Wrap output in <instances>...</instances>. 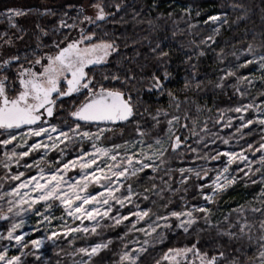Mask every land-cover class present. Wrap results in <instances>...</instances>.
<instances>
[{"label":"snow or ice","instance_id":"6c2138e0","mask_svg":"<svg viewBox=\"0 0 264 264\" xmlns=\"http://www.w3.org/2000/svg\"><path fill=\"white\" fill-rule=\"evenodd\" d=\"M87 7L92 10V14H85L84 4L78 7L68 4L67 9L59 13V15L54 8L47 5L43 6L42 11L36 9L35 11L41 16L57 18L51 28L52 33H59L63 29L74 30L79 27V38H72L70 31L64 33L63 40H53L51 45H44L50 48L49 52L41 55L33 52V58L26 59L27 67L24 63L20 62L18 55H8L7 58L0 57V130L7 134L5 138L0 139V145L7 146L16 141L18 136L27 145V150L25 151H20L19 153L13 151L11 153L12 157H27L30 152L38 149H44L46 155L47 151L58 148L59 144H64L65 141L68 142L65 144V148L70 144H75L76 137H79L81 142L84 140L92 142L91 152L81 148V153L76 155L74 159L67 162L60 161L54 170L50 169L48 171L46 179L42 176L43 182L32 176L26 182H21L11 188L10 192L0 195V200H4L5 196L10 197L6 201V209L0 206V220L10 221L6 234L0 232V241L5 239L9 241V244L0 246V264H24L21 255L8 254L10 247L19 245L20 247L17 250L25 256L29 253L23 252V249L27 248L29 244L36 249L40 248L43 238L25 241V233L17 234V229L22 228L24 225L22 214H26L28 209H31L34 204L40 201H44L46 206H50L48 205L50 200H58L65 206L67 215L76 219L83 217L89 221H95L97 216L101 218L108 217L115 220L116 225H119L122 220H128V216H119L117 219L115 216L109 215L113 211V204L110 202L123 207L125 201L132 203V196L137 195L133 193L130 184L127 185V195L124 193L117 195L116 193L123 186L120 178L137 176L138 173L145 172L146 169H151L154 173L157 172L159 166L153 162L155 159H159L160 163L163 164V158L169 148L175 152L182 144H187L189 137L184 136L183 140H181V136L177 134V126L181 129H189L192 136L197 135L194 130L195 121H192V128H189L188 121L190 117L187 111L183 113L184 123H180V115L162 112L160 109H157L154 115L149 112L147 107H144L143 112L139 111L140 89H137V83H140L143 86V90L148 93L155 92L162 95L166 92L171 105L177 112L180 111L183 103L188 102L187 95H185L182 101L173 90L167 89L165 86V81L170 77V73L167 70L169 52L160 43H156L155 46L149 45V52L145 56V60L147 61L151 57L155 61V64L153 65V70L147 74H145V69L148 65H140L139 79L137 74L132 73L131 70L123 77L116 74L104 75L102 80H97L94 74H90V72L94 71L95 66L103 64L112 53H116L119 46L115 39H94L96 37L95 30L89 31L86 35L85 29L81 25L87 23L99 27L100 22L107 21L110 17L112 18V22L115 23V17L123 9V0H87ZM232 7L240 9L245 15L251 10L250 7H246L242 3L233 4ZM72 9L76 12L74 16L69 15V10ZM31 11L33 10L14 7L6 9L9 24L19 33L16 35L17 40L24 38L26 29L19 27L15 23V18L26 16ZM182 11L190 13L189 8L182 9ZM0 15H4V13H0ZM136 15L139 16V13ZM167 15L171 17L173 13L168 12ZM197 15H199V12ZM243 18L244 16L238 17V19ZM69 20L72 22L68 23ZM208 21H221V16H208L205 23ZM221 22L227 24L228 20L225 17ZM147 23L149 26H152V20H148ZM219 30V26H217L213 29V33L217 34ZM33 35H35L38 41L37 48H40L41 37L48 36L49 29L37 23ZM5 36H8L7 32L0 33V40H3L4 44L11 46V36H8L6 40L4 39ZM172 36L175 38L177 31H173ZM191 43L196 47L194 54L197 57H203L206 55L205 49L215 43V38L214 35H208L201 39L199 43L196 41H192ZM200 45H204L205 48H200ZM243 51L250 58H245L243 63L236 64L235 66L226 65L222 67L220 69L222 74L215 82V88L223 90L230 86L235 92L243 96L245 93L241 85L247 84L253 86L256 79L264 81V32L260 34V41L258 43H256V35L254 34L252 40L247 43V47ZM227 55L224 49L221 48L216 53V58L223 64ZM231 55L239 60L235 52H232ZM191 59L192 57H188L189 61ZM249 66H253V70L248 75L238 74L240 68H247ZM161 71L162 75L158 74ZM257 72L260 73L259 77L255 75ZM233 79L235 82L229 85V80ZM105 81L119 82L120 87H109L105 84ZM145 81H147L146 84H144ZM200 86L201 82H197L196 87L199 89ZM189 89L190 83L185 81L184 90L187 91ZM261 95L264 96V93H261ZM80 97H83V99H80ZM62 98H69L73 101L71 104L72 110L69 112V115L74 119L71 125H66L67 131L58 129L55 124H51L47 120L48 117L54 116V110L57 108V105L60 106L61 110L63 109L65 101ZM261 103L264 105V100ZM252 107H254L253 104L242 105L237 107L235 111H248ZM197 111H199V106H197ZM145 113L149 115L152 121L151 128L141 126L137 120L138 116L143 117ZM161 115L166 118L167 128L164 131L166 132L168 148L164 147L165 139L160 136L152 137L151 142H148L146 139L151 136L153 128H159ZM134 121L135 139L131 141L125 140L123 144L113 143L110 146H101L97 143L104 136L105 132L112 130L108 127L109 124H115V122L133 124ZM258 123L264 126V117L258 118ZM45 124L48 127H45ZM251 124H253V120L248 119L246 123H241L240 128ZM93 126L96 128L95 133L84 130ZM24 129H27L26 133H23ZM53 133L56 134L55 137ZM42 135L47 138L48 143H42L40 140L31 144L27 143L26 136L41 137ZM224 143H227V141H224ZM136 145H140V147L132 151L131 149H135ZM145 149H147V152H145ZM248 149L252 150L253 145L248 144ZM121 150L124 152L123 155H121ZM189 150L193 153L197 152L195 148H189ZM255 151L262 153L258 161L249 159L243 151L240 154L228 151L223 153L216 152L215 155L210 156L205 154L204 157H197L217 160L223 155L228 158L223 163V167L216 170V176L211 180V185L200 183L197 187L201 190L200 194L203 200L207 203H212L216 195L229 184L235 183L238 179L247 178L246 184L258 186L259 191L253 195L252 200L247 202L250 205L248 209L244 205H239L233 211L239 213H245L246 211L258 213L261 217L258 222L249 221L247 215H244L242 218H238L235 223L229 222L227 228H222L219 222L216 225L212 224L210 209L208 207L192 205L191 209L186 211H170L168 215H156V221L148 224V230L142 227L136 228V223L144 220L145 217H149L151 209L130 212L129 215L135 216L137 220L132 221V227L128 229L129 232H142L148 237L156 233L154 237L155 242L163 243L164 232H157V229H182L183 233L190 234V229H193L197 225L199 219L194 213H202L205 225L208 228L215 227L218 235L227 236L230 241H246L248 247L254 246L255 250L252 255L245 254L244 258H241L239 255H233L229 259L225 251L219 246L211 250L204 249L198 246L200 241L197 239L190 246L180 248L169 247L166 252H163L161 258L155 261V264H161L162 260L168 261L170 264H180L177 257H181L185 264H264V137H261V143ZM59 152L61 155H64V148H60ZM41 159H43V156H41ZM236 161H239L244 166L241 168L238 164L235 170L242 173V177H238L230 172V166ZM253 164L256 166L253 167ZM77 165L80 172L77 173L76 178L69 177L65 179L68 170L76 168ZM25 167H28V165H25ZM105 169H107V172ZM178 171L180 173V181L178 183L184 185L191 179V176L188 174H192L198 180H202L204 177H208L209 172V170L203 168L191 167L187 169L180 168ZM201 173H203V176ZM145 174L147 175V173ZM23 175L24 173L21 172L18 175L12 176L11 179L19 180ZM254 177H258V179ZM90 184L99 185L101 190L96 191L94 194L87 191ZM164 184L167 185L168 182L164 181ZM209 186H211V192L203 191ZM157 187L158 185L152 183L151 189L146 188L144 191L149 192L155 190ZM21 189L36 192L34 197H29L30 203L24 199V197L28 196V191H24L21 195ZM163 190L161 188V191ZM175 191H178V189ZM16 197H19V199ZM143 199L147 200L149 197L144 195ZM22 204H27L28 209L21 207ZM86 205L88 207H85ZM101 207L104 209L103 212L100 210ZM136 207L138 208L139 206L136 205ZM36 215L39 216L41 213L36 212ZM117 215H119L118 212ZM17 217L21 218L17 219ZM170 218H175L177 222L173 223ZM43 219L47 221L48 216L45 215ZM225 220L228 221V217H225ZM157 221H164V223L161 225ZM97 226H99L98 223ZM33 231H37V229H33ZM66 231L69 233L78 232L81 229L68 228ZM83 231L87 233L89 229L85 227ZM91 231L95 233L96 227H93ZM200 231H205V228H200ZM58 235L59 233L52 232L48 239ZM126 235L127 233H125ZM118 239L121 242L124 241V237H118ZM13 241L15 244L12 243ZM112 243L111 239L106 242L94 243L89 247L76 249L73 254L82 255L79 264H95L93 257L97 256L102 249H108ZM132 243L138 244L139 241L133 240ZM148 243L149 241L145 239L143 244L135 248H129L128 244L124 243L121 251L117 254L118 260L116 264H141V256L147 251V248L143 245H147ZM243 251V243L234 249L236 253ZM189 254L192 257L191 260H189ZM37 259H39L38 256Z\"/></svg>","mask_w":264,"mask_h":264},{"label":"trees","instance_id":"16d2710c","mask_svg":"<svg viewBox=\"0 0 264 264\" xmlns=\"http://www.w3.org/2000/svg\"><path fill=\"white\" fill-rule=\"evenodd\" d=\"M240 3L251 9L246 15L240 9L232 7L233 4ZM68 4L74 6L72 2L61 4L60 0H0V13H4V15H0V33L7 32L8 36L12 38V43L21 45L15 51V55L20 57L21 63L27 65L26 59H32L33 52L37 55L49 52L50 48L44 45H51L53 40H63L66 32L70 31L72 38L78 35L77 29L76 31L75 29H63L59 33H52L51 28L57 18L41 16L35 11L36 9L42 11L43 6L47 5L54 8L59 15L67 9ZM154 4L155 6H153ZM8 7L33 10L26 16L15 18V23L26 29L22 40L16 39V35L19 33L9 24L6 14ZM185 8H189L190 13L183 12L182 9ZM168 12H172L173 16L169 17ZM198 12L199 15H197ZM137 13H139V16L136 15ZM69 15H76L75 10H69ZM211 15H220L221 21L226 17L228 23L223 24L221 21H208L205 23L207 17ZM240 16H244V18L238 19ZM115 20L116 22L113 23L110 17L107 21L100 22L99 27L89 24L81 25L85 29L86 35L89 31L95 30L96 37L94 39H115L119 46L116 53H112L103 64L95 66L94 71L90 74H94L97 80H102L104 75L116 74L123 77L131 70L132 73L137 74L139 79L140 65H148L145 69V74H147L153 70L155 64L151 57L147 61L145 60V56L149 52V45L155 46L156 43H160L169 52L167 70L170 77L165 81V86L167 89L173 90L182 101L187 95L188 102L183 103L180 111L177 112L171 105L166 92L162 95L155 92L148 93L143 90L140 83H137L136 87L140 89L139 111L143 112L144 107H147L149 112L154 115L156 110L160 109L162 112L180 115V123L185 122L183 113L187 111L190 117L188 121L189 128H192V121H195L194 129H198V132L203 134L202 138L206 141H203L202 138V140L200 138H198L199 140L197 138L190 140L191 137L186 145L180 146L175 152L169 148L163 158V164L157 159L155 163L159 166L157 172L154 173L151 169H146L145 172L138 173L137 176L129 177L123 184V190L130 184L132 191L137 195H134L132 203L121 210L115 207L111 214H116L118 211L121 215H127L130 212H135L136 206L134 205H138L139 209L150 208L151 218H156V215H168L170 211H186L191 209L192 205H196L197 207H208L212 224L216 225L219 222L222 228H227L229 222L235 223L238 218H242L244 215H247L249 221L258 222L261 218L258 213L233 211L239 205H244L248 209L250 205L247 202L252 200L253 195L259 191L258 186L246 184L247 178L238 179L235 183L229 184L216 195L212 203H206L203 200L200 194L201 190L197 185L211 181L216 174V170L223 167L225 157L221 155L219 159L213 160L208 164L211 168L204 165L206 159L197 157H204L205 154L215 155L216 152L229 148L234 151H243L250 156V159L257 160L254 156L256 158L259 156V152H256L255 149L259 147L261 137H264V126L255 120L253 108L264 100V96L261 95V93H264V81H258L253 86L241 85L245 93L243 96L235 92L230 86L221 90L215 88L214 84L222 74L220 71L222 67L226 65L235 66L243 63L245 58H250L243 49L247 47V43L252 40L254 34L256 35V43H258L260 34L264 32V0H123V9L115 17ZM148 20H152V26H149ZM71 22V20L68 21V23ZM37 23L49 29V35L41 37L40 48H37L38 41L33 35ZM217 26L220 29L219 33L214 34L213 29ZM173 31H177L175 38L172 36ZM208 35H214L215 43L205 49V56L197 57L194 54L196 47L191 42L196 41L199 43L201 39ZM8 36H5L4 39H8ZM0 43H4L3 40H0ZM24 44L27 45L24 47ZM200 48L204 49L205 46L200 45ZM221 48L228 54L223 64L216 58V53ZM232 52L237 54L239 60L231 55ZM188 57H192L191 61L188 60ZM13 67L15 68V66ZM252 70L253 66L240 68L238 74L248 75ZM158 74L162 75V71ZM185 81L190 83V89L187 91L184 90ZM197 82H201L199 89L196 87ZM234 82V79L229 80V85ZM146 83L147 81L144 82V84ZM105 84L109 87H120L119 82L116 81H105ZM133 94L135 96V92ZM69 103L62 110L61 108L58 109V113L50 122L55 124L58 129L67 130L66 125L72 124L73 119L69 115L72 108ZM248 104H253L254 107L248 109V111H243V115L240 116L243 119L239 120L240 114H237L235 109ZM197 106H199V111H197ZM68 108V114L65 115V109ZM231 117L235 120L231 122L229 127L224 126L223 120L226 121L227 118ZM160 119L159 128H153L151 136L146 138L148 142H151L152 137L160 136L164 138L166 136L164 131L167 128L166 118L161 115ZM248 119H252L253 124L240 128L241 123H246ZM55 120H58V122H54ZM137 120L141 126L151 128L152 121L147 113L143 117L138 116ZM205 125V131H202V127ZM116 127L115 131L118 130L116 132L118 136L111 142H107V139L111 137V133H108L102 138V145L110 146V144L118 142L123 144L125 140L131 141L136 138L135 121L133 124L122 122ZM238 128H240L239 131H237ZM182 132L183 129L177 126V134L179 135ZM6 135V133L0 131V138ZM224 141H227V143H224ZM248 144L253 145L252 150L248 149ZM168 147L167 145L166 148ZM189 148H195L197 152L193 153ZM32 156L36 157L37 154ZM47 159L51 160L53 158L47 157ZM190 167L209 170L208 177L198 180L194 175L188 174L191 179L186 185L178 183L180 181L178 170ZM239 167L243 168L240 165ZM253 167H255V164H253ZM236 168V163L233 167L230 166L231 173L242 177V173L235 171ZM201 175L203 176V173ZM4 176L5 171L0 163V179ZM164 181H167L168 184H164ZM152 183H155L158 187L155 190L145 192L146 188L151 189ZM161 188L164 190L161 191ZM177 189L178 191H175ZM203 191L211 192V186L206 187ZM144 195H147L149 199L144 200ZM194 215L199 219L197 225L190 229V234H185L180 229H163V243L155 242L146 247L147 251L141 256V264H155V261L160 259L163 252H166L169 247L190 246L197 239L200 241L199 247L211 250L219 246L225 251L229 259L233 255L244 258L245 254L252 255L254 252V246L248 247L246 241H230L227 236L218 235L215 227L208 228L204 223L202 213H194ZM225 217H228V221L225 220ZM133 219L134 216L130 215L128 220L121 222L119 225L109 219H103L100 227L93 234L79 235L73 237L74 240H70L72 238L70 236L64 237V234H59L60 240L44 243L43 248L38 251L34 250L26 256L22 255L20 251L19 253L24 264H70L71 258L68 253H74L79 247L106 242L111 239L113 243L109 248L102 249L97 256L93 257V260L95 264H116L117 254L121 251L123 244L128 243L133 237L132 231H128L132 227L131 222ZM170 220L176 223L175 218H170ZM8 225L9 221L0 220V231L5 232ZM202 227L205 228V231H200ZM40 230L37 231L35 236L31 237L39 235ZM125 233H127L126 236ZM118 237H124V241L121 242ZM3 242L2 245L9 243L8 240ZM71 242L73 246H69ZM242 243L244 251L241 253L234 252V249L241 246ZM37 256L39 259H37ZM164 262L162 260L161 264H164Z\"/></svg>","mask_w":264,"mask_h":264},{"label":"rangeland","instance_id":"374dc122","mask_svg":"<svg viewBox=\"0 0 264 264\" xmlns=\"http://www.w3.org/2000/svg\"><path fill=\"white\" fill-rule=\"evenodd\" d=\"M74 3V6H79L81 4L85 5V14H92V10L90 8L87 7V0H60V3L65 4V3ZM213 22V21H212ZM85 25H88L87 23H85ZM77 29V36L75 38H79L80 35V30L79 27L76 28ZM75 29V31H76ZM24 44L23 46L25 47ZM19 46L21 45H17L12 43L11 46L4 44V43H0V57L2 58H7L8 55H15V51L20 48ZM18 47V48H17ZM17 48V49H16ZM12 52H14L12 54ZM255 75L257 77H259L260 73H255ZM260 81L259 79H256L254 81V83ZM69 108L65 109V115L68 114ZM237 114L239 115V120L241 119V114L243 115V111L242 112H237ZM253 115L255 120L258 121V118L260 117H264V105H262V103L257 104L254 108H253ZM60 119V117H59ZM208 119V118H206ZM228 120H223V123L225 124L224 126H228L231 124V122H233V120H235L233 117L231 118H227ZM54 122H58V120H55ZM45 127H48V125H44ZM103 126V125H102ZM115 126V127H114ZM108 125V127H110L112 130L105 132L104 136L101 137L100 141L97 142L98 144L102 145V138L105 137L108 133H111V137L109 139H107V142H111L112 140H114V138H116L117 135V131L116 130V125ZM205 126L202 127V131H205ZM84 130H88L91 131L93 133L96 132V128L95 126L91 127V128H86ZM195 132L197 133V135L192 136L189 129H183V132L180 133L179 135L181 136V140H183L184 136H188L190 140H193L194 138H200V140H202L203 138V134H200L198 132V129H194ZM201 130V129H200ZM67 131V130H64ZM27 129L23 130V133H26ZM22 133V135H23ZM202 133V132H201ZM204 133V132H203ZM15 134V133H14ZM55 133H53V136L55 137ZM69 135H71V133H69ZM5 137H1L0 139H3ZM202 138V139H201ZM27 139V143L31 144L36 142L37 140H40L42 143H48L49 141L47 140L46 137H44L43 135L41 137H34V136H26ZM165 139V143H164V147L166 148V146L168 145L167 140H166V136L164 137ZM188 139V140H189ZM76 143L75 144H70L68 145L67 148H65V144H67L68 142L65 141L64 144H59L58 148L56 149H51L49 151H47V154L45 155V150L44 149H38V150H34L33 152H30L29 155L27 157H12L11 153L13 151L19 153L20 151H25L27 150V145H25L24 140L21 139L20 136L17 137L16 141H13L12 143H10L7 146H3L0 145L1 147V153H0V163L2 168L5 171V176L4 178L0 179V195H4L5 193L10 192L11 188L15 187L17 184L21 183V182H26L28 180L29 177L35 176L37 178V180H41V182H43L42 180V176L44 179L47 178V173L48 171L54 170L60 163V161L63 162H67L68 160H72L76 157V155L81 153V148L88 150L89 152L92 151V142L88 141V140H84V141H80L79 137L75 138ZM199 140V139H198ZM203 141H206L205 139H203ZM115 144H119L115 143ZM111 145V144H110ZM184 145V144H182ZM181 145V146H182ZM140 147V145H136L135 149H131L132 151H135L136 149H138ZM60 148H64V155H61L59 152ZM228 151H232V152H236L237 154H240L241 151H234L229 149H225V150H221L219 151L220 153L223 152H228ZM145 152H147V149H145ZM255 153V152H254ZM7 154V155H6ZM37 154V156H36ZM39 154V155H38ZM124 152L121 150V155H123ZM245 154V153H244ZM262 153H259V156L255 159H257L256 161L259 160V157ZM35 155L36 157L32 156ZM247 155V154H245ZM255 155V154H254ZM41 156H43V159H41ZM250 159V156L247 155ZM47 157H51L53 159L48 160ZM225 157V156H224ZM227 157H225V162L227 161ZM157 159H155L153 162L156 163ZM211 162H213V160L210 159H206L205 160V166L206 167H210L208 166V164H210ZM236 163V166L239 164L240 166L244 167L243 164L239 163V161L234 162L231 166L233 167V165ZM5 165H7V167H5ZM25 165H28V167H25ZM256 166V165H255ZM211 168V167H210ZM43 170V171H42ZM105 171L107 172V169H105ZM23 172L24 175L20 177L19 180H13L11 179L12 176L18 175L19 173ZM80 172L79 166L77 165L76 168H70L68 170V172L65 175V179H68L69 177L71 178H76L77 173ZM231 172V170H230ZM97 175H99V173H97ZM110 175V173H109ZM216 176V174L213 176L212 179H214ZM131 177V176H129ZM129 177H121V181L122 184H124V182L129 179ZM258 179V177H256ZM207 185H211V181L206 183ZM30 187V186H29ZM127 188H125L123 190V186L120 187L119 192H117V195H120V193H124L125 195H127ZM101 189L99 188V185L96 184H90L89 188L87 191L92 192L93 194L96 191H100ZM24 191H28V196L24 197L25 200H28V202L30 203V199L29 197H34L36 195V192L34 191H30L28 189H21L20 193L21 195L23 194ZM134 193V192H133ZM10 197L5 196L4 200H0V206L4 207L5 209L7 208V203L6 201L9 199ZM17 199H19V197H16ZM132 201L134 200V195L132 196ZM206 202V201H205ZM113 204V211L115 207H118L119 210H121L123 207L129 205L130 203L128 201H125L124 206L121 207L119 204H115L114 202H110ZM207 203V202H206ZM48 205L50 206H46L44 201H40L37 204H34L32 206L31 209H28V205L27 204H22L21 207L28 209L26 214H22V218L24 220V225L22 228L17 229V234L20 233H25V241L31 240V239H40L43 238V243L41 244L39 249L34 248L31 244L28 245L27 250L26 248L23 249V252L25 253H31L34 250L38 251L41 248H43L44 243L47 242H52V241H57L60 240L59 236H55L52 237L51 239H48L49 236H51L52 232H57L59 234H64V237L70 236L72 238H70V240H74L73 237L75 238L76 236L79 235H84L86 236L87 233H92L91 229L93 227H96V231L97 229L100 227V224L102 222L103 219H109L108 217H104L101 218L99 216L96 217L95 221H89L87 219H84L83 217H80L79 219H76L72 216H68L67 213L65 212V206L62 205L58 200H50L48 202ZM136 206V205H134ZM85 207H88L87 205ZM99 207V205H98ZM204 207V206H203ZM101 212H103V207L100 208ZM139 210H144V209H139L136 207V211ZM113 211L111 213H113ZM36 212H40L41 215H36ZM118 212V211H117ZM109 214L110 216H115L117 219L119 218V216H130L129 214L127 215H121L119 213V215L116 214ZM47 215L48 216V220L44 221L43 217ZM21 217H17V219H20ZM111 221H113L115 223V220L113 219H109ZM137 218L134 216L133 221H136ZM39 221V223H38ZM125 220H122L121 222H123ZM152 221H156V218H151V216L149 215V217H145L144 220L138 221L136 223V228H145L146 230H148V224L151 223ZM71 222V223H70ZM177 222V221H176ZM10 223V221H9ZM76 223V224H75ZM97 223L99 226H97ZM157 223H160L161 225H163L164 221H157ZM9 226V225H8ZM7 226V227H8ZM87 227L89 229V231L87 233H85L83 231V228ZM68 228H79L81 229V231L78 232H67L66 229ZM33 229H37V231L39 229L40 230V234L37 235L36 237H31V236H35L37 234V231H33ZM7 230V228H6ZM6 230H5V234H6ZM182 230V229H180ZM163 231V228L161 229H157V232ZM1 232V231H0ZM132 235L133 237L131 238L130 241H128V246L129 248H135V247H139L141 244H143V241L145 239H147L149 241V243L147 245H143L144 247H148L151 244L155 243L154 237L156 236V233H153L151 237L145 236L144 233L142 232H136V231H132ZM6 240V239H5ZM139 241L138 244H133L132 241ZM4 240L0 241V246H2V244ZM9 242V241H8ZM13 244H15V242H12ZM9 243H6L4 245H7ZM69 246H73V243H69ZM90 245L87 246H83V247H89ZM20 246L17 245L16 247H10L9 248V255H21L19 253V251H17V249ZM80 248V247H79ZM78 249V248H77ZM19 253V254H18ZM68 256L71 258V262L70 264H79V261L82 259V255L81 254H73V252L68 253ZM84 259H86V257H84ZM191 254H189V260H191ZM177 260L180 262V264H185L184 260L181 257H177ZM164 264H170V262L165 261Z\"/></svg>","mask_w":264,"mask_h":264},{"label":"flooded vegetation","instance_id":"af4514ba","mask_svg":"<svg viewBox=\"0 0 264 264\" xmlns=\"http://www.w3.org/2000/svg\"><path fill=\"white\" fill-rule=\"evenodd\" d=\"M25 66L27 67L28 65H25ZM62 99L65 101L64 106H63L64 108H65L66 104H68V102H70L69 104H72L73 103V101L71 99H69V98H62ZM80 99H83V97H80ZM58 109H60V106L59 105H57V108L54 110V116L58 113ZM53 117H48L47 120L51 122V120L53 119ZM121 123L122 122H116L115 124H109V125H118V124H121ZM45 125H47V124H45ZM0 131L2 132V130H0Z\"/></svg>","mask_w":264,"mask_h":264},{"label":"water","instance_id":"95a60500","mask_svg":"<svg viewBox=\"0 0 264 264\" xmlns=\"http://www.w3.org/2000/svg\"><path fill=\"white\" fill-rule=\"evenodd\" d=\"M72 119H74L73 117H72ZM116 123V122H115Z\"/></svg>","mask_w":264,"mask_h":264}]
</instances>
